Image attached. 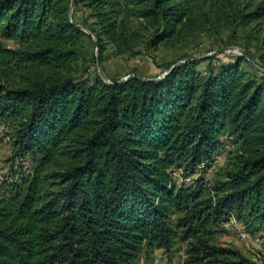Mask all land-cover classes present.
<instances>
[{"label": "trees", "instance_id": "trees-1", "mask_svg": "<svg viewBox=\"0 0 264 264\" xmlns=\"http://www.w3.org/2000/svg\"><path fill=\"white\" fill-rule=\"evenodd\" d=\"M255 24L259 42L264 0H0V37L15 45L0 47L13 151L0 264H137L177 239L184 264H264L216 242L232 214L253 236L264 230V39L259 76L247 54L205 72L214 57L190 55L157 77L107 82L84 55V29L99 65L108 47L158 54ZM223 135L235 150L208 182Z\"/></svg>", "mask_w": 264, "mask_h": 264}, {"label": "rangeland", "instance_id": "rangeland-1", "mask_svg": "<svg viewBox=\"0 0 264 264\" xmlns=\"http://www.w3.org/2000/svg\"><path fill=\"white\" fill-rule=\"evenodd\" d=\"M249 3H251V0H238V5L242 7ZM73 12L75 20L81 25L84 24L86 20L85 11L73 10ZM256 26L258 24L250 28L238 27L235 30V36H232V32L228 31H221L219 34L207 32L191 41L187 46L176 49H162L158 54L145 52L144 55L138 57L117 55L111 47H108L101 57V67L95 63L99 58L95 42L96 38L88 30L84 29L89 35L84 41V55L88 61H91L89 63L91 73H97L102 77L100 73V69H102L105 75V78H102L107 82L110 79L126 80L135 74L143 77H157L166 72L169 64L180 61L190 55L195 58L214 57L213 60L203 62L200 65V71L205 72L210 65H212L211 67L218 68L220 60L227 62L247 54L252 60L253 65L245 64L244 67L254 76H259L260 74L257 72L258 69L255 64L261 61L262 50L260 49V42L264 39V31L258 33L260 40L257 42L255 40L258 29ZM14 46L13 42L0 37V47L13 48ZM261 64L264 66V63L261 62ZM7 133V128L2 125L0 127V180L12 171L13 166L10 162L13 151L10 140L6 136ZM221 142L223 149L219 154L215 167L204 175V178L208 182H214L220 178L218 173L226 167L230 153L235 150L227 135L221 137ZM15 170L17 171L16 168ZM176 176L179 185L182 181L186 185L192 183L191 179L182 180L179 173ZM239 224L242 225L240 221ZM225 229L226 232L217 237V244L237 249L256 263H261L264 260V230L255 236L249 234L250 239L244 240L239 230L233 226H227ZM186 247V243L177 239L171 248L167 250H155L149 253L143 251L137 264H155L157 259L160 260V264H184Z\"/></svg>", "mask_w": 264, "mask_h": 264}, {"label": "built area", "instance_id": "built-area-1", "mask_svg": "<svg viewBox=\"0 0 264 264\" xmlns=\"http://www.w3.org/2000/svg\"><path fill=\"white\" fill-rule=\"evenodd\" d=\"M243 56V55H242ZM256 65V64H255ZM258 67V66H257ZM259 68V67H258ZM260 71H262V73H264V69L262 68H259ZM1 127V126H0ZM227 226H233L234 228H236L237 230H239V233L241 235V237L244 239V240H247V239H250V235L249 233L244 229V227L242 225L239 224V220L238 218L236 217V215H231L230 217V222L229 224H227ZM226 226V227H227ZM155 264H160V260L157 259L155 261Z\"/></svg>", "mask_w": 264, "mask_h": 264}, {"label": "water", "instance_id": "water-1", "mask_svg": "<svg viewBox=\"0 0 264 264\" xmlns=\"http://www.w3.org/2000/svg\"><path fill=\"white\" fill-rule=\"evenodd\" d=\"M73 8H74V5H72V11H71V13H73ZM99 67H101L100 64H99ZM100 73H101L102 77L105 78V75H104L102 69H100Z\"/></svg>", "mask_w": 264, "mask_h": 264}]
</instances>
